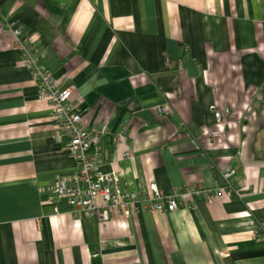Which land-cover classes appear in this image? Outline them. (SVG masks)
I'll list each match as a JSON object with an SVG mask.
<instances>
[{
	"label": "crops",
	"instance_id": "crops-1",
	"mask_svg": "<svg viewBox=\"0 0 264 264\" xmlns=\"http://www.w3.org/2000/svg\"><path fill=\"white\" fill-rule=\"evenodd\" d=\"M2 21L83 127L108 125L101 174L180 196L173 213H73L52 191L76 172L67 139L4 33L0 264H264V0H0Z\"/></svg>",
	"mask_w": 264,
	"mask_h": 264
},
{
	"label": "built area",
	"instance_id": "built-area-1",
	"mask_svg": "<svg viewBox=\"0 0 264 264\" xmlns=\"http://www.w3.org/2000/svg\"><path fill=\"white\" fill-rule=\"evenodd\" d=\"M9 33L15 41V48L30 72L38 89V98L49 104L51 118L57 129V138L62 142L66 138V150L76 165L72 176H57L52 191L57 198L65 199L73 213L93 217L100 224L105 223L116 211L119 215L132 216L139 212L161 213L176 212L179 208L175 194L164 196L156 184L151 183L147 192H124L119 188L116 173L101 174L99 169L105 161L102 141L110 135L108 125L85 128L81 125V114L70 105L71 90L56 86L52 74L38 63L37 54L32 44L20 38V30L6 21L0 22V36ZM216 123L222 116L211 107ZM228 113V110H225ZM125 157H130L126 154ZM234 171L227 168L223 173L225 179ZM200 193L199 190H188L187 195Z\"/></svg>",
	"mask_w": 264,
	"mask_h": 264
},
{
	"label": "trees",
	"instance_id": "trees-1",
	"mask_svg": "<svg viewBox=\"0 0 264 264\" xmlns=\"http://www.w3.org/2000/svg\"><path fill=\"white\" fill-rule=\"evenodd\" d=\"M186 50V48H184V51Z\"/></svg>",
	"mask_w": 264,
	"mask_h": 264
}]
</instances>
